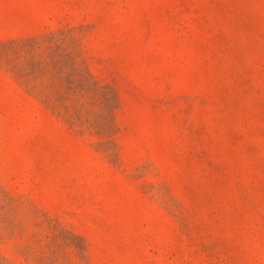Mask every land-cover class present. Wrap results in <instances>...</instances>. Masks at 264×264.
I'll use <instances>...</instances> for the list:
<instances>
[{
  "label": "rangeland",
  "instance_id": "1",
  "mask_svg": "<svg viewBox=\"0 0 264 264\" xmlns=\"http://www.w3.org/2000/svg\"><path fill=\"white\" fill-rule=\"evenodd\" d=\"M0 264H264V0H0Z\"/></svg>",
  "mask_w": 264,
  "mask_h": 264
}]
</instances>
